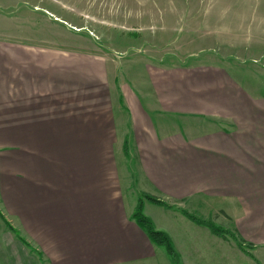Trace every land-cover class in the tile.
I'll return each instance as SVG.
<instances>
[{"label":"crops","instance_id":"crops-1","mask_svg":"<svg viewBox=\"0 0 264 264\" xmlns=\"http://www.w3.org/2000/svg\"><path fill=\"white\" fill-rule=\"evenodd\" d=\"M44 37L0 27V264H154L133 219L142 193L168 204L145 213L179 253L226 257L186 208L264 246V121L237 68L132 61L124 76L115 57Z\"/></svg>","mask_w":264,"mask_h":264},{"label":"rangeland","instance_id":"rangeland-1","mask_svg":"<svg viewBox=\"0 0 264 264\" xmlns=\"http://www.w3.org/2000/svg\"><path fill=\"white\" fill-rule=\"evenodd\" d=\"M0 12L4 18L0 27L5 32L40 33L46 39H63L70 49L115 57L117 72L124 76L132 61V66L141 62L164 67L205 63L237 68L236 77L245 91L260 102V110L250 112L249 117L264 121V0H0ZM135 155L120 160L121 169ZM204 212L203 207L196 212L191 209V217L212 224L221 235L211 232L213 236L223 240L212 246L226 257L220 263L218 253L216 258L200 244L195 245L204 247L207 254L191 257L195 248L182 247L179 253L174 244L179 264H264V246L243 240L226 216ZM197 234L198 230L191 231L196 236L193 242L199 239ZM154 264H173L165 248L159 247Z\"/></svg>","mask_w":264,"mask_h":264},{"label":"trees","instance_id":"trees-1","mask_svg":"<svg viewBox=\"0 0 264 264\" xmlns=\"http://www.w3.org/2000/svg\"><path fill=\"white\" fill-rule=\"evenodd\" d=\"M125 149L126 151L128 149V146L126 147V144H125ZM141 196L138 201L135 212L133 214V219L147 233L149 239L155 245L165 248L167 254L170 256L171 260L173 261V264H179L180 255L175 249L172 238L167 232L158 229L155 226L153 220L146 215L144 199H146L147 201L153 204L160 205L166 208H169L168 204L147 194H145L144 197L142 198ZM183 213L196 224L206 226L212 231V233L221 236L220 234H218L219 232L213 228L212 224H209L208 222L205 221H199V220L197 221L194 217H191V213H185V212ZM7 227L20 241H22L25 245H28L27 242L21 237L20 233L8 221H7Z\"/></svg>","mask_w":264,"mask_h":264}]
</instances>
